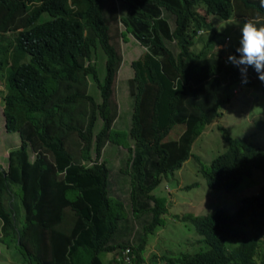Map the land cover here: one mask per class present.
<instances>
[{
    "label": "trees",
    "instance_id": "trees-1",
    "mask_svg": "<svg viewBox=\"0 0 264 264\" xmlns=\"http://www.w3.org/2000/svg\"><path fill=\"white\" fill-rule=\"evenodd\" d=\"M232 19L264 26V8L249 0H0L4 125L19 139L0 165V244L16 248L21 260L14 261L144 264L147 238L162 229L167 212L154 188L188 160L203 128L220 117L226 93L242 85L264 97L251 66L242 84L237 67L224 65L239 44L229 51L230 33L217 26ZM118 25L120 38L144 49L130 64L132 112L123 139L113 129ZM8 31L29 58L4 67L2 77ZM98 47L101 103L87 94L85 79L95 72L88 61ZM222 133L223 152L206 166L196 158L209 190H234L254 170L262 187L231 213L175 216L193 226L200 246L153 255L150 264H264L263 241L253 230L264 221V149ZM116 181L127 187L125 199L115 196ZM107 253L113 256L104 262Z\"/></svg>",
    "mask_w": 264,
    "mask_h": 264
},
{
    "label": "rangeland",
    "instance_id": "rangeland-1",
    "mask_svg": "<svg viewBox=\"0 0 264 264\" xmlns=\"http://www.w3.org/2000/svg\"><path fill=\"white\" fill-rule=\"evenodd\" d=\"M249 1L255 2L258 6L264 8V0ZM197 12L202 15L205 14L204 11L199 9ZM45 18H47V15H42V19ZM242 24V21L232 19L220 22L217 26L218 31L230 33V41L227 44L229 51L239 41L240 26ZM119 31H123L121 25L113 29V33L116 35L113 45H115L122 57V64L116 77L118 91L115 86L113 90V101L117 104V118L113 129L123 139L129 135V119L132 112V102L128 96L131 88L128 82L133 76L130 64L140 57L144 49L135 43L130 36H127V41L120 38L118 36ZM8 34L9 39L13 40L15 34L12 32ZM194 50L199 51V46H195ZM25 61H27V56L19 52L12 43L4 59L1 76L3 77V74H5L4 67L14 69ZM88 64L96 69V74L99 80L102 81L105 70L104 57L101 53L98 51L95 56L92 55ZM88 86L90 95L87 94L95 98L97 103L101 102L96 84L90 77L88 78ZM4 89V79H2L0 81V93ZM234 92V95L231 92L226 93V96L229 97V102L222 106L220 117L203 128L192 146L191 156L188 160L182 164L181 168L162 178L152 191L153 195L164 200L167 212L163 216L164 225L162 229L156 230L153 235H149L147 238L144 264H150L153 255L159 258L162 254L170 252L175 254L179 250L184 251L186 247H189L191 252H195L200 246L198 242L200 237L193 226L179 221L175 216L179 217L186 214L205 216L214 209H223L231 213L238 207L242 198L256 194L262 187V175L260 171L254 170L250 177L242 178V182L234 190L228 192L210 191L198 165L199 163L196 161V158H198L197 160L206 166L217 154L226 149L227 145L223 140V129L233 138L244 139L264 149V97L262 95L257 96L253 91H245V89L240 93L238 89H235ZM2 99L3 94H0V164L5 167L7 154L12 145L18 147L19 139L16 133H9L4 129ZM101 126L102 122L98 120L95 125L96 133ZM92 157H94V153H92ZM31 158L33 159L32 155ZM116 182L115 196L118 199H125L126 195H123V192L127 187L120 181ZM125 184L127 185V183ZM68 214L66 213V218H70ZM253 230L255 232L254 235H258L260 240L263 241L264 248V221L257 224ZM112 256V253L103 254L102 260L106 262ZM15 259L21 260L19 253H16V248L11 246L10 249H7L0 244V262L6 260V264H18L17 261H14Z\"/></svg>",
    "mask_w": 264,
    "mask_h": 264
},
{
    "label": "clouds",
    "instance_id": "clouds-1",
    "mask_svg": "<svg viewBox=\"0 0 264 264\" xmlns=\"http://www.w3.org/2000/svg\"><path fill=\"white\" fill-rule=\"evenodd\" d=\"M204 16H205V14H204ZM46 19H48V16L45 19H42V15L40 16L41 22L46 20ZM9 32H12V31H8L5 36L8 38V40L12 44L15 37L13 38V40L9 39V37H8L9 36V34H8ZM12 33H14V32H12ZM198 35H203L204 36L202 31L198 32ZM229 41H230L229 38L226 39L227 43ZM238 44H239V46L235 49V52L237 53V55H229L227 57V59L223 60L224 61V65H228V63L230 62L233 66L237 67V69L239 70V72L241 74V77H242V79H241V83L242 84L247 83L246 73H247V70H248L249 66H251L253 71L257 74L258 80H260L261 82H264V26L257 27L255 24H253L251 22L243 23L240 26V37H239ZM98 51L104 57V55L101 52L99 47L94 50L93 55L95 56V54ZM28 58L29 57L27 56V60H28ZM89 77L96 84V87H97L98 82L102 83L103 80H104V78H103L102 81L99 80L98 75L96 74V69H95L94 73H90V74H88L86 76L85 79H86L87 83H88V78ZM116 82L117 81L115 80L114 86H115V88L117 90L118 86L116 85ZM241 87H242V85H238L237 89H238L239 93L242 91L240 89ZM97 89H98V87H97ZM234 90L235 89H232V92H231L232 95L235 94ZM98 91H99V89H98ZM87 93H88V88H87ZM99 97H100V95H99ZM93 99L97 103L96 99L95 98H93ZM112 99H113V97H112ZM101 102H102V98H101ZM101 102H99V103H101ZM227 102H229V97H227V99H226L224 104H226ZM224 104H222V105H224ZM3 120H4V115H3ZM4 129H5V125H4ZM7 157H8V154H7ZM91 164L92 163H90L89 165H91Z\"/></svg>",
    "mask_w": 264,
    "mask_h": 264
},
{
    "label": "built area",
    "instance_id": "built-area-1",
    "mask_svg": "<svg viewBox=\"0 0 264 264\" xmlns=\"http://www.w3.org/2000/svg\"><path fill=\"white\" fill-rule=\"evenodd\" d=\"M124 261H125V262H128V261H129V258H128V257H125V258H124Z\"/></svg>",
    "mask_w": 264,
    "mask_h": 264
},
{
    "label": "crops",
    "instance_id": "crops-1",
    "mask_svg": "<svg viewBox=\"0 0 264 264\" xmlns=\"http://www.w3.org/2000/svg\"><path fill=\"white\" fill-rule=\"evenodd\" d=\"M7 249H8V248H7ZM6 262H7V261H6V260H4L3 262H0V264H6Z\"/></svg>",
    "mask_w": 264,
    "mask_h": 264
}]
</instances>
